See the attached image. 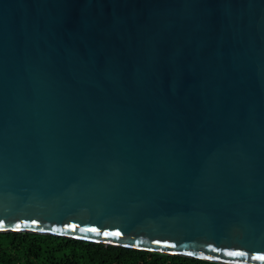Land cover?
<instances>
[{
  "label": "water",
  "instance_id": "95a60500",
  "mask_svg": "<svg viewBox=\"0 0 264 264\" xmlns=\"http://www.w3.org/2000/svg\"><path fill=\"white\" fill-rule=\"evenodd\" d=\"M0 233L264 264V0H0Z\"/></svg>",
  "mask_w": 264,
  "mask_h": 264
},
{
  "label": "trees",
  "instance_id": "16d2710c",
  "mask_svg": "<svg viewBox=\"0 0 264 264\" xmlns=\"http://www.w3.org/2000/svg\"><path fill=\"white\" fill-rule=\"evenodd\" d=\"M0 264H222L38 233H0Z\"/></svg>",
  "mask_w": 264,
  "mask_h": 264
},
{
  "label": "snow or ice",
  "instance_id": "6c2138e0",
  "mask_svg": "<svg viewBox=\"0 0 264 264\" xmlns=\"http://www.w3.org/2000/svg\"><path fill=\"white\" fill-rule=\"evenodd\" d=\"M69 227H72L74 228L75 226L74 225H70ZM82 231H88V232H96L98 231L97 229L95 228H90V229H82ZM104 235L108 236V235H115V236H119L120 233L119 232H105ZM154 243H159V241H154ZM231 255H243V253H230ZM191 255V254H189ZM261 258H264V257H261Z\"/></svg>",
  "mask_w": 264,
  "mask_h": 264
}]
</instances>
